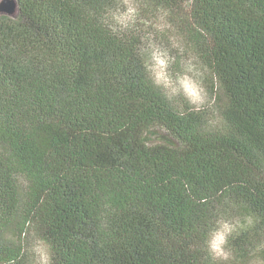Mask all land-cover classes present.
I'll list each match as a JSON object with an SVG mask.
<instances>
[{
	"label": "trees",
	"instance_id": "obj_1",
	"mask_svg": "<svg viewBox=\"0 0 264 264\" xmlns=\"http://www.w3.org/2000/svg\"><path fill=\"white\" fill-rule=\"evenodd\" d=\"M151 1L213 73L218 128L153 85L141 38L108 26L114 0L0 14V264H27L8 233L31 231L52 264H214L206 234L228 204L252 217L231 254L259 252L264 0Z\"/></svg>",
	"mask_w": 264,
	"mask_h": 264
},
{
	"label": "clouds",
	"instance_id": "obj_2",
	"mask_svg": "<svg viewBox=\"0 0 264 264\" xmlns=\"http://www.w3.org/2000/svg\"><path fill=\"white\" fill-rule=\"evenodd\" d=\"M109 28L113 32L131 30L138 23V9L135 0H119L117 7L109 14ZM156 32L163 33L170 25L165 15H158L156 20L145 21ZM152 33L146 42L147 58L143 61L146 74L153 85L159 88L167 100L179 102L178 98L189 106L190 110L200 111L205 103L207 95L204 84L206 68L198 61L197 57L188 55L184 57V49L180 43L170 37L171 49H176L180 59V73L171 75L168 71L171 64L176 62V56L172 55L171 49L162 47L151 39ZM250 223V220L248 221ZM244 224L239 221L233 223L218 219L215 225L206 234V252L214 264H225L231 258L228 248L229 238ZM32 264H52L50 246L43 239H36L30 246ZM9 264H15L9 261Z\"/></svg>",
	"mask_w": 264,
	"mask_h": 264
},
{
	"label": "rangeland",
	"instance_id": "obj_3",
	"mask_svg": "<svg viewBox=\"0 0 264 264\" xmlns=\"http://www.w3.org/2000/svg\"><path fill=\"white\" fill-rule=\"evenodd\" d=\"M1 1V0H0ZM137 9H138V23L134 29L124 30V32H132L135 35H138L141 38L142 45L141 49L144 54L145 59L147 58L146 52V42L149 38V33H152L151 39H153L157 44L162 47H168L171 49L170 37L174 38V40L181 44L184 49V57L188 55H192L197 57L199 63L206 68L205 73V88H206V97L205 103L201 110H204L206 113V126L210 129L218 128L221 125V115L219 111V97L220 94L216 93L213 90H217L218 87L216 85V79L211 72L210 68L204 65L199 55L195 52L194 47L191 42L186 38L182 31V27L178 20H176L174 16V12L169 11L161 6L156 5L151 0H135ZM119 0H114L113 10L117 7ZM158 15H165V19L167 23L170 25V28L166 29L163 33L156 32L150 25L146 26L145 21H155ZM172 55L176 56V62L171 64L168 71L173 77L180 73V59L181 56L177 54L176 49H171ZM214 83V89H211V85ZM180 101V98H178ZM218 219L227 220L230 222L239 221L241 224H244L243 228H239L237 232L233 233V235H238L242 233V231L249 227L252 224V217L241 207L236 206L234 204H228L223 206L218 214ZM217 219V220H218ZM250 220V223L248 222ZM8 238L14 241H21V244L24 247V251L27 254V264H32V257L30 254V246L35 242L38 237L33 234V232H28L22 235V238L19 240L18 237L14 235V233H8ZM256 244L258 245L259 252H264V234L263 236H259L256 238ZM255 254L248 262L241 261L236 258L235 254L231 255V258L228 262L230 264H264V257L259 254ZM233 262V263H232Z\"/></svg>",
	"mask_w": 264,
	"mask_h": 264
},
{
	"label": "water",
	"instance_id": "obj_4",
	"mask_svg": "<svg viewBox=\"0 0 264 264\" xmlns=\"http://www.w3.org/2000/svg\"><path fill=\"white\" fill-rule=\"evenodd\" d=\"M19 3L18 0H1L0 14H5L14 17L18 14Z\"/></svg>",
	"mask_w": 264,
	"mask_h": 264
}]
</instances>
